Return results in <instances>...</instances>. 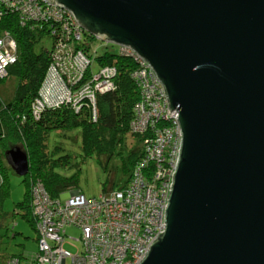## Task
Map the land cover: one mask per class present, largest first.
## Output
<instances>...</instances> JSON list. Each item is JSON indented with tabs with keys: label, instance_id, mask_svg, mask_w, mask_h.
Masks as SVG:
<instances>
[{
	"label": "water",
	"instance_id": "water-1",
	"mask_svg": "<svg viewBox=\"0 0 264 264\" xmlns=\"http://www.w3.org/2000/svg\"><path fill=\"white\" fill-rule=\"evenodd\" d=\"M133 49L163 84L182 149L142 264H264V0H50ZM15 173L28 155L6 153Z\"/></svg>",
	"mask_w": 264,
	"mask_h": 264
},
{
	"label": "built area",
	"instance_id": "built-area-1",
	"mask_svg": "<svg viewBox=\"0 0 264 264\" xmlns=\"http://www.w3.org/2000/svg\"><path fill=\"white\" fill-rule=\"evenodd\" d=\"M41 4L46 9L42 10ZM1 6L12 13H20L22 20L51 21L55 26L63 24L64 28H57L55 32L58 31L60 39L66 35L68 39L59 46L58 52L61 49L63 57L75 63L80 71L77 76H72L70 64L51 66L34 109L41 112L45 108L70 104L80 111L83 107L79 105L88 100L96 118V97L115 89V80L110 85L107 79L116 76V68L106 67L98 74H90L91 61L84 52L75 45L68 52L67 41L72 37V31L63 23L64 17L68 16L72 22L76 41H80V34L85 31L73 13L50 0H0ZM4 15L0 9V18ZM120 48L122 55L140 66L134 71V77L146 90V102L155 98L139 108L133 131L144 134L152 121L163 120L167 126L158 132L151 145L143 147L146 156L137 164L127 185L119 191L111 190L95 199L72 191L60 199H51L43 187L33 188L32 210L37 219L39 249L31 264H142L160 234L166 232V211L182 149L181 127L177 113L170 111L166 90L150 64L133 49ZM81 58L85 59L84 66L79 62ZM17 60L16 45L7 33L0 39V76L5 77L7 67ZM53 72L59 82L55 78V85L51 86ZM68 228L81 233L77 241L82 247L76 248V253L65 247ZM9 264H20V261L13 259Z\"/></svg>",
	"mask_w": 264,
	"mask_h": 264
},
{
	"label": "trees",
	"instance_id": "trees-1",
	"mask_svg": "<svg viewBox=\"0 0 264 264\" xmlns=\"http://www.w3.org/2000/svg\"><path fill=\"white\" fill-rule=\"evenodd\" d=\"M0 9L5 13L4 19L0 22V39L8 33L16 45L18 55L17 63L7 70L4 79L0 78V82H4L10 75L18 79V86L11 100L4 101L0 96V143L4 140L2 127L5 126L10 138L6 140L9 144L5 154L12 148L22 146L21 149L28 155L30 172L24 178L26 197L18 204L16 211L23 213L22 217L36 227L37 219L32 210L33 187H43L51 199H60L63 195L75 191L77 187L76 179L62 178L56 172L57 167L70 166L71 162L68 155L58 159L51 156L48 139L52 131H66L79 127L82 131L84 159L96 157L101 164L103 158L109 161L114 156L117 147L127 146L125 139L128 134L135 138L139 144L136 143V147L130 149L132 171H129L127 182L121 188L123 189L139 161L146 156L143 147L151 145L157 139L158 132L167 124L163 120L159 123L152 121L144 134H136L133 131V123L138 118L139 108L155 100L153 98L146 102V90L141 81L134 77V71L140 66L133 59L122 55L120 46L85 31L80 34V41H76V31L68 16L63 19V23L72 31V37L67 41L68 52L73 45L83 51L91 61L90 74H98L106 67H115L118 72L115 89L96 97V118L93 113L94 107L88 100L82 101L79 105L83 107L80 111L71 106H63L59 109L45 108L41 112L37 108L34 109L51 66L62 67L70 64L73 68L72 76H77L80 71L75 63L63 57L60 53L61 49L58 52L59 46L63 45L68 37L66 35L60 39V35L55 32L57 27L54 22L26 18L22 20L23 16L20 13L5 10L4 6ZM41 9H46V6L41 4ZM45 38L51 39L52 48L50 50L42 48L37 51V46ZM100 50L103 53L99 54ZM85 82L83 81V84ZM3 165L0 158V177L2 175L7 179L9 168L7 167L5 172ZM149 167H152V164ZM9 196V183L3 181L0 183V216H4L3 206ZM22 258L12 255L4 259L0 255V264H9L13 259H18L22 264ZM34 258L27 264H31Z\"/></svg>",
	"mask_w": 264,
	"mask_h": 264
},
{
	"label": "rangeland",
	"instance_id": "rangeland-1",
	"mask_svg": "<svg viewBox=\"0 0 264 264\" xmlns=\"http://www.w3.org/2000/svg\"><path fill=\"white\" fill-rule=\"evenodd\" d=\"M3 19V17L0 18V21ZM56 27L60 29L64 28V25L56 24ZM42 48L50 50L52 48L51 39H43V41L37 46V51H40ZM101 53H103L102 50L99 51V54ZM84 61L85 59L81 58L79 62L83 65ZM15 64H12L11 66ZM11 66L7 67V70H9ZM54 72L50 77L54 82L50 83L51 86L55 85V78L59 82V79ZM117 73L116 69V76L107 79L110 85H112V80L116 79ZM0 77L1 79H4V76L1 75ZM17 86L18 79L13 75L7 77L4 82H0L1 98L4 101L11 100L15 94ZM59 94L61 96V92H59ZM63 106L69 107L70 104ZM81 132V129L77 127L66 131H52L50 133L48 147L51 156L58 159L68 155L71 162L70 166L57 167L56 172L62 178L76 179L77 187L75 191L83 193L88 199L98 198L106 191H118L126 184L129 171H132L130 149L134 146L136 147V143H139L135 138L128 134L125 139L127 146L117 147L114 156L109 161L103 158V163L101 164L96 157L84 159ZM2 136L4 140L0 143V158L5 165L4 171L6 172V170L9 169L7 170V179L1 175L0 183H3V181L6 183L8 181L10 196L4 202V216H0V255L4 257V259L12 255L23 257L22 264H27L33 260L34 255L39 249L37 241L38 233L36 227L22 217L23 213L20 214L19 211H16L18 204L22 203L26 197L27 189L24 182L25 177L17 175L8 165L7 157L5 158V152L7 145L9 144V142L6 143L9 136L7 135V128L5 126L2 127ZM80 234V231L77 229H67L65 247L72 253L77 252L76 248L82 247V243L77 241L81 236Z\"/></svg>",
	"mask_w": 264,
	"mask_h": 264
}]
</instances>
